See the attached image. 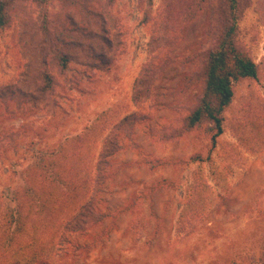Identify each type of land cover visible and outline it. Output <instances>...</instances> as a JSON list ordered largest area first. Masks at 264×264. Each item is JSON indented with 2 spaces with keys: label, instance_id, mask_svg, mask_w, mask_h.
<instances>
[{
  "label": "rangeland",
  "instance_id": "obj_1",
  "mask_svg": "<svg viewBox=\"0 0 264 264\" xmlns=\"http://www.w3.org/2000/svg\"><path fill=\"white\" fill-rule=\"evenodd\" d=\"M74 2L27 4L25 25L14 16L0 28V89L31 93L39 70L30 65L46 28L75 41L73 18L93 33H100L101 25L105 36L93 43L101 55L98 66L73 62L66 73L56 66L51 70L57 86L49 101L34 104L20 91L0 98V137L15 135L14 142L0 145V205L14 206V192L27 184L35 165L46 179L53 178L51 161L64 162L67 169L81 163L78 171L93 174L99 152L114 137L125 149L111 159L112 177L101 197L112 216L87 236L72 237L90 245L88 252L61 254L48 264H264V7L254 2L239 23L240 38L261 65L262 77L236 86L226 111L228 126L213 148L206 127L179 140L159 135L164 126H180L200 93L196 84L191 91L181 87L200 64L183 62L211 46L209 10L182 0H152L151 5L148 0H83L85 9ZM165 17L169 23L162 34L175 44L149 53ZM25 30L39 35L25 38ZM175 55L179 63L159 76L151 99L135 104L134 87L144 66ZM25 77L29 89L22 86ZM134 113L143 118L133 129L118 131L117 124ZM77 142L88 144L76 152ZM74 152L77 157L70 159ZM196 155L204 161L194 162ZM186 220L193 223L180 232Z\"/></svg>",
  "mask_w": 264,
  "mask_h": 264
},
{
  "label": "trees",
  "instance_id": "obj_2",
  "mask_svg": "<svg viewBox=\"0 0 264 264\" xmlns=\"http://www.w3.org/2000/svg\"><path fill=\"white\" fill-rule=\"evenodd\" d=\"M115 1L107 0L109 3ZM148 1L151 5L152 0ZM182 1H192L190 4H196L199 11L204 6L209 10L210 28L207 36L211 39L209 42L211 46L204 53L187 56L183 62L189 63L194 60L200 64L197 70L185 75L181 86L191 91L193 84H196L200 88V93L193 98L194 103L188 109V113L181 118L180 126L177 128L164 126L159 131V135L163 140L167 138L179 140L181 136L195 129L206 127V132L211 136L212 147L215 148L218 138L224 134L228 126L226 111L233 103L236 86L242 80L259 81L262 77L261 65L256 62L254 55L240 38L239 23L245 11L254 2L259 8L264 7V0ZM48 2L49 0H0V28L7 26L14 16L20 19V26L25 25V15L22 14L24 7L27 4L46 5ZM75 4L80 9H85L83 0H76ZM149 14L150 11L147 10L143 19L145 23L149 21ZM96 17L101 21L102 15ZM168 17L172 19L171 15ZM168 17L162 20L158 35L149 42V46L154 47L153 50L151 47L148 49L149 53H154L157 47L165 43H171V47L175 44V41H170L162 34L164 25L169 23ZM71 21L76 32L75 41L71 39V35L69 40H62L57 35L61 39L57 41V37L49 32V28L44 30L45 37L40 48H36L30 65L32 71L34 68L39 70L38 86L33 90L35 92L31 93L25 89L20 91L16 88L0 89L1 99H9L14 92L20 91L22 96L35 101L34 104H42L50 100L57 86L56 78L51 72L55 66L64 73L71 69L73 62L81 63L85 67L98 66L97 62H100L101 55L93 43H100V40L105 39V36L100 35L104 33L102 26L97 27L100 33H93L87 30L86 25L76 23L73 18ZM23 34L25 38L33 34L34 39L39 32L25 30ZM179 58L180 55L169 56L158 64L154 61L146 64L137 78L133 102L139 105L151 99L153 86L159 76L168 66L178 64ZM29 80L25 77L22 82L23 88L27 87ZM31 82L33 83L32 79ZM141 117L136 113L124 117L117 124V130L125 132V129H133ZM14 136V133H11L0 137V145L5 141L14 142ZM112 138H107L99 152L94 170L89 172V174L93 172L91 175L85 176L83 171H78L77 166L81 163L69 164L67 169L64 167L67 166L66 163L58 164L51 161L48 165V174L53 178L46 179L45 174L36 171L38 166L35 165V169L31 170L26 178L27 184L14 192V206L0 205V264H48L55 256L79 254L80 251L88 252L91 249L90 245H80L72 240V237L87 236L92 229L99 227L112 216V212L105 206L101 197L104 186L112 177L111 159L125 149L122 143H117ZM85 144L88 142H77L76 152ZM76 152L70 156V159L77 157ZM68 157L63 155L64 159ZM192 160L204 161L199 155L192 157ZM55 165H57L56 170ZM198 215V212H194L195 217L198 218ZM190 223L192 224L193 221L186 220L179 231L184 230Z\"/></svg>",
  "mask_w": 264,
  "mask_h": 264
}]
</instances>
